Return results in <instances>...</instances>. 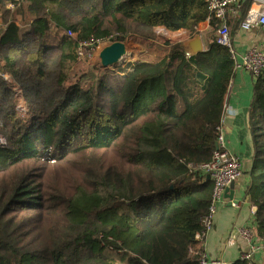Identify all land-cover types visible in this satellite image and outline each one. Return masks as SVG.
Instances as JSON below:
<instances>
[{
    "label": "trees",
    "instance_id": "obj_1",
    "mask_svg": "<svg viewBox=\"0 0 264 264\" xmlns=\"http://www.w3.org/2000/svg\"><path fill=\"white\" fill-rule=\"evenodd\" d=\"M206 20L215 32L205 0H0V264L202 263L213 183L198 167L235 69L212 33L194 56L180 48ZM109 35L162 54L73 80L78 40ZM188 63L205 80L194 105L179 87ZM250 106L244 193L263 239L264 74Z\"/></svg>",
    "mask_w": 264,
    "mask_h": 264
},
{
    "label": "crops",
    "instance_id": "obj_2",
    "mask_svg": "<svg viewBox=\"0 0 264 264\" xmlns=\"http://www.w3.org/2000/svg\"><path fill=\"white\" fill-rule=\"evenodd\" d=\"M244 4L245 8L242 11ZM249 6L248 0H244L239 9V15L232 16V18L241 16V21ZM231 22L229 25L231 44L238 58L252 46H257L264 51V29L262 27L253 26L249 30H243L239 24L234 26ZM198 32L201 34L203 50H205L208 45L209 33H212L215 38L217 29L212 32L206 20L199 23ZM180 33L181 31L173 33L172 36ZM129 42L132 44V50L142 47L131 40ZM140 51L142 52V50ZM151 59L147 58V60ZM139 60L140 58L135 61ZM239 62L240 60L235 61L234 73L228 87L222 112L221 129L227 149L240 159L242 175L235 182L232 203L229 205L228 199L223 195L217 205L212 226L206 232L203 240L204 259L206 260L204 264H232L249 249L248 242L239 235L238 230L241 226L250 224L254 216L252 214L254 208L249 205L244 191L249 182L248 172L252 168L253 147L250 118L256 113H252L250 106L254 80L248 70L236 64ZM204 86L205 80L199 81L196 78L192 63H188L182 68L179 87L189 105H194L203 96ZM252 261L256 264H264V254L255 252Z\"/></svg>",
    "mask_w": 264,
    "mask_h": 264
},
{
    "label": "built area",
    "instance_id": "obj_3",
    "mask_svg": "<svg viewBox=\"0 0 264 264\" xmlns=\"http://www.w3.org/2000/svg\"><path fill=\"white\" fill-rule=\"evenodd\" d=\"M244 0H205L208 12L211 17L219 22L215 41L218 44L228 48L229 53L234 61L240 67L251 73L253 80L264 74V51L257 46L248 48L241 57L238 55L231 44L230 28L228 17L237 16L240 13V7ZM250 3L247 12L239 23V27L243 30H249L253 26H260L264 29V0H248ZM68 35L72 36L71 32ZM113 35L100 39H80L77 42L76 55L78 59L90 58L91 54L98 49H102L105 45L113 42ZM187 55V54H186ZM188 56V55H187ZM217 147L215 148L211 160L201 164L198 170L204 176L209 175L213 183L212 198L208 210V214L204 217V225L206 232L212 226V220L216 212L218 203L221 201L224 190L232 181H237L242 175V167L240 159L230 152L224 141L221 125L218 127ZM253 214V211H252ZM239 235L244 238L249 249L241 255V259L250 262L255 252H264V238L255 235L254 216L250 224L243 225L238 230ZM204 259L201 264H204ZM216 263H218L216 261Z\"/></svg>",
    "mask_w": 264,
    "mask_h": 264
},
{
    "label": "rangeland",
    "instance_id": "obj_4",
    "mask_svg": "<svg viewBox=\"0 0 264 264\" xmlns=\"http://www.w3.org/2000/svg\"><path fill=\"white\" fill-rule=\"evenodd\" d=\"M157 34L160 36H167V37H179L183 31H181L180 34L173 35V33L177 32H167L166 30L162 28L156 29ZM126 45V54L125 56L118 62L116 65L110 66V68H107L109 70H115V71H121L125 67L129 69L131 64L135 62L136 59L140 58V60H146L147 58H152L151 60L157 59L162 54V49L160 47L156 46H145V47H138V49H131L132 44L129 42V40L124 41ZM137 45V44H136ZM139 45V44H138ZM141 46V45H140ZM142 50V52L140 50ZM101 49L96 50L94 53L91 54L90 58H82L80 60V63L74 68V71L72 73V79H77L80 74H82L84 71H87L90 69V67L99 61L98 54ZM141 54H140V53ZM100 62V61H99ZM78 76V77H77ZM0 144H5V141L3 138L0 137Z\"/></svg>",
    "mask_w": 264,
    "mask_h": 264
},
{
    "label": "water",
    "instance_id": "obj_5",
    "mask_svg": "<svg viewBox=\"0 0 264 264\" xmlns=\"http://www.w3.org/2000/svg\"><path fill=\"white\" fill-rule=\"evenodd\" d=\"M180 48L187 54L188 56H194L199 52L203 51V42L201 38V34L199 32L195 33L193 36L184 39L180 43ZM126 54V45L122 41H113L108 45H105L98 54V58L100 64L104 68H110V66L116 65ZM215 147H217V143H215ZM206 179H210V176L207 175ZM235 182L232 181L229 186H227L224 190V197L228 199V204L232 203V199L234 197L235 190Z\"/></svg>",
    "mask_w": 264,
    "mask_h": 264
},
{
    "label": "bare ground",
    "instance_id": "obj_6",
    "mask_svg": "<svg viewBox=\"0 0 264 264\" xmlns=\"http://www.w3.org/2000/svg\"><path fill=\"white\" fill-rule=\"evenodd\" d=\"M251 261H252V259H251Z\"/></svg>",
    "mask_w": 264,
    "mask_h": 264
}]
</instances>
